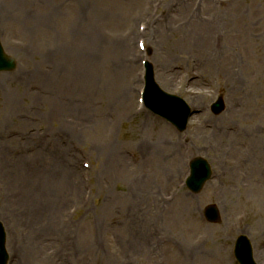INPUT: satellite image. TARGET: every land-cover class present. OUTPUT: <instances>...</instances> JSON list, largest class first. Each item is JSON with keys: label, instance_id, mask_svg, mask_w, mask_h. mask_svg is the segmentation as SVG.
I'll return each instance as SVG.
<instances>
[{"label": "rangeland", "instance_id": "1", "mask_svg": "<svg viewBox=\"0 0 264 264\" xmlns=\"http://www.w3.org/2000/svg\"><path fill=\"white\" fill-rule=\"evenodd\" d=\"M228 1L191 0L182 14L180 0H0L1 42L17 65L0 72V220L9 264H237L240 233L264 264V0L238 1L244 22L225 21L234 14ZM219 14L213 28L222 40L212 54L193 39ZM146 21L154 27L144 38L155 80L194 110L184 132L136 112L144 86L137 31ZM123 45L133 49L128 61ZM172 72L180 74L174 85L164 79ZM220 97L225 111L217 116L211 106ZM56 101L70 107L53 114ZM208 122L233 126L236 139L219 144L214 127L199 140L198 125ZM200 156L215 177L194 195L185 180ZM72 164L81 185L73 200L60 196L62 170ZM211 204L219 223L203 217ZM23 220L41 230L30 235Z\"/></svg>", "mask_w": 264, "mask_h": 264}, {"label": "bare ground", "instance_id": "2", "mask_svg": "<svg viewBox=\"0 0 264 264\" xmlns=\"http://www.w3.org/2000/svg\"><path fill=\"white\" fill-rule=\"evenodd\" d=\"M190 1L191 0H180L179 3L181 5L180 9H182L181 10L182 14L187 13L186 12L187 9L192 4V2H190ZM238 1H240V0H229L228 1L227 8L232 9L234 14L227 10L228 12H226V13H228V14L231 13V15H227V14L225 15L224 19H225L226 22L227 21L229 22L232 18H234V16L238 19L239 22H244L245 17H244V14L241 11V8H239L238 5H237ZM160 3H161L162 6H164V5H166V0H160ZM231 3H234L235 5L230 6ZM221 4L223 6L224 2L221 1ZM47 10H48V8H47ZM14 14H15V17H17L16 15H18L19 12H15ZM222 16H223V14H219L216 18H212L211 22H209V20H206L208 23H210V26H208L207 30L204 31L202 34L195 35V37L193 39L195 44L209 47L210 48V52L212 54H216L217 52H219V45H220L221 40H222V35H221V32L219 31L220 27L217 25V26H215L213 28V24L216 23L217 21H220ZM252 19L253 18H251L250 20H252ZM43 23H44V16L39 19L38 24L40 25V24H43ZM250 25L253 26L252 24H250ZM159 26H162V25H158V32H159V34H161V32H162L160 30L161 27L159 28ZM153 30H154V27L151 28L150 32L153 31ZM253 30L254 29L250 28V31H253ZM244 34L247 35V36H251L250 33H245L244 32ZM153 35L154 34H150L151 37ZM157 35H158V33H157ZM154 36H156V35H154ZM152 41H153V44L156 43V42L158 44L157 39H154ZM148 47H149V45H148ZM132 50L133 49L131 47H129L128 45H123L122 46V51H123L124 54H126V59H127L126 61H128L129 56H132V55H129V54L132 53L131 52ZM139 62H140V60H139ZM211 63H213V60H210L209 64H211ZM178 75H180V74L177 73V72H175V73L172 72V75H164V76H167L164 79L170 80V84L174 85V83H177L176 77ZM222 75H224L225 77L233 76V75L230 74V72L228 70H226ZM127 86H128L127 84L123 85V89H122V96L123 97L124 96L126 97V95H127V92H128V91H126ZM67 107H70V105H66V104L59 105V103L56 101V102H54L52 113L53 114L55 112H59L60 113L62 111V108H67ZM203 113L207 114L206 110L205 111L203 110ZM121 114H122V116H125L123 108H121ZM54 116H56V115H54ZM197 121L195 123H198ZM205 124L206 123H203V127H204V129L207 130ZM144 126H146V128H147V124H144ZM218 128H220V129H218ZM198 129H200V131H201L200 137H198V138H199V140H203V141L206 140L205 137H206V135H208V133H206V132H211L212 131V130H207L206 131L204 129H201L200 125H198ZM166 130H165V132L167 133ZM228 132H230V133H228ZM236 132L237 131L231 130L230 128L226 129V127H225L224 129H222V127L220 125L219 126L216 125L215 128L212 131V134H210V135H213V137L216 140V142H218V140L221 141L219 144L223 143L222 141H225V136L228 137V139H230V140H226V142L230 143V141L233 142L234 141L233 139H236V137H235V135H236L235 133ZM205 133H206V135H204ZM252 134H253V137L256 138V140H258L259 136L262 135L261 132H259L257 130L252 131ZM227 135H229V136H227ZM162 141H165V139H163ZM256 142L258 143V141H256ZM163 143H166V142H163ZM0 146H1V143H0ZM145 146H148V145L145 143L143 146H140L141 151L143 150V147H145ZM164 146H165V144H164ZM58 147H57L56 150L59 151L61 149V152H62V149H63L65 151L64 153H66V151H67L66 148L61 147V146H60V148H58ZM0 151H1V148H0ZM70 155L73 158H75V154L70 153ZM110 157L112 158L113 161H117V164H118L119 157L117 156V154H115V152H113V149H111ZM79 171L80 170L77 167V165H73L72 164V168H69L67 166L64 167V170H62V173H63L62 174V178H63V181H64L65 190L60 195L61 197H63V195H64V196L67 197V199L70 198L71 200H73L79 194V191L81 189L80 183L77 182L78 181V172ZM81 173H83V171H81ZM19 212L21 213L20 210H19ZM24 216L27 218V216L25 214H24ZM39 220L40 219H38L37 221H39ZM51 220L55 221L54 219H51ZM23 221L25 223V226H26L28 232H30V235H33V234L36 233V231L41 230V224H38L36 220H30V221L29 220H27V221L23 220Z\"/></svg>", "mask_w": 264, "mask_h": 264}, {"label": "water", "instance_id": "3", "mask_svg": "<svg viewBox=\"0 0 264 264\" xmlns=\"http://www.w3.org/2000/svg\"><path fill=\"white\" fill-rule=\"evenodd\" d=\"M15 62L6 56L0 43V70L13 69ZM217 109L221 108V105L216 106ZM210 171L208 170L207 163L203 159H197L193 162L192 177L190 179V186L194 190H201L202 185L208 179ZM211 215V212H210ZM213 216L216 217L214 213ZM249 246V243L247 244ZM8 254L5 247V232L0 224V264H7Z\"/></svg>", "mask_w": 264, "mask_h": 264}]
</instances>
